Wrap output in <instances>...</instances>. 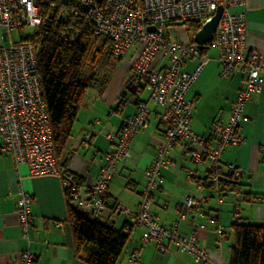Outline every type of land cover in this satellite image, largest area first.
I'll use <instances>...</instances> for the list:
<instances>
[{"label": "built area", "instance_id": "built-area-1", "mask_svg": "<svg viewBox=\"0 0 264 264\" xmlns=\"http://www.w3.org/2000/svg\"><path fill=\"white\" fill-rule=\"evenodd\" d=\"M46 1L0 0V151L10 154L17 167L28 166L32 176L61 178L82 213L99 219L108 207L110 181L118 174L119 165L132 156L133 136L149 126V103L152 102L161 109L158 117L165 143L144 170L145 182L138 188L142 197L139 210L133 212L120 203H115V210L133 217V222L125 224V231L135 226L147 228L142 237L144 243L154 241L164 249L165 243L173 242L181 252L192 255L193 264H208L209 254L198 244L195 234L180 235L173 226L161 223L151 212L150 203L153 191L159 188L162 170L170 167L167 156L171 148L177 145L182 154L190 155L196 163L210 161L208 178L220 189L222 153L227 146L244 141L239 128L245 103L264 85V55L258 51L245 53V13L231 12L232 8L243 6L246 0H75L69 13L76 16L80 11L86 12L95 24L96 34L112 41L114 55L123 58L129 49H135L132 75L150 91L149 101L140 102L133 115L124 117L117 132L106 135L113 142V148L105 154L106 162L100 168L99 177L86 194L81 193V183L67 174L56 155L38 74V50L31 41L24 40L41 24L39 6ZM219 6L224 10L212 44L219 50L220 73L227 76L239 70L244 85L232 103L230 116L215 118L206 136L193 130L194 109L188 98L191 87L210 60L200 48L206 45L173 40L167 27L183 22H196L201 27ZM61 16L65 17L66 13ZM15 30L19 31L17 41L11 36ZM190 59L197 61L193 71L184 69ZM164 60H167L165 64ZM85 139H90L87 132ZM227 168L236 174L235 166L230 164ZM200 204L199 199L189 196L178 207V213L185 218ZM15 211L22 237L29 244L32 197L25 191H21ZM138 258L137 250L131 253V262ZM34 261L35 254L28 247L22 250L16 264H33Z\"/></svg>", "mask_w": 264, "mask_h": 264}, {"label": "crops", "instance_id": "crops-1", "mask_svg": "<svg viewBox=\"0 0 264 264\" xmlns=\"http://www.w3.org/2000/svg\"><path fill=\"white\" fill-rule=\"evenodd\" d=\"M240 11L246 16L245 53L258 51L264 55V0H246L243 6L231 9L235 13ZM176 41L191 42V34L186 32ZM212 51L209 47L203 52L210 60L188 93L194 109L191 120L193 130L206 136L215 118L230 116L232 103L244 85V77L239 70L227 76L221 75L219 50ZM135 55L134 49L129 61L121 59L101 93L98 91L88 101L85 98L76 126L59 157L70 172L81 178L82 194H86L88 187L97 180L100 168L106 162L105 154L112 150L113 142L106 135L117 132L124 117L133 115L140 102L149 101L150 95L148 99L138 95L144 87L136 92L128 89L132 85L131 65ZM166 62L164 60L163 64ZM196 63V60H187L184 69L193 71ZM150 107L149 126L133 136L130 142L132 156L118 169L119 177L129 171L125 187L138 196V188L145 179L142 183V174L138 181L133 179L134 167L144 174L165 143L158 117L161 109L154 105ZM239 131L244 141L227 146L221 158L223 173L228 171L230 164L236 167L238 189L227 187L220 191L215 188L208 178L212 163L208 160L191 163L187 154L178 152L176 145L167 156L172 164L162 170L159 188L152 193L151 212L161 223L173 226L180 235L195 234L198 244L209 254L208 264L229 263L233 222L241 220L264 224V85L245 103ZM86 132L90 135L89 141L85 139ZM115 181L117 179L114 178L109 184L108 207L99 219L120 229L126 222H133V217L115 210V203H124L128 206L125 207L137 212L141 201L137 197L135 202H131L123 191L117 192ZM21 191L32 197L29 244L22 237L15 211ZM189 196L199 199L201 204L182 218L178 207ZM67 209L65 185L61 178L55 175L32 176L28 166L17 167L10 154L0 151V264H16L22 250L28 247L35 254L33 264H88L75 253ZM130 232L117 264H193L192 255L181 252L173 242L165 243L164 249L154 241L144 243L145 226H135ZM135 250L139 258L131 262V253ZM89 251L90 246L85 249V255Z\"/></svg>", "mask_w": 264, "mask_h": 264}, {"label": "trees", "instance_id": "trees-1", "mask_svg": "<svg viewBox=\"0 0 264 264\" xmlns=\"http://www.w3.org/2000/svg\"><path fill=\"white\" fill-rule=\"evenodd\" d=\"M74 2L47 0L40 4L42 22L24 38L38 50V74L58 158L71 136L87 92L93 88L101 93L122 59L113 54L109 38L96 34L95 24L86 12L80 11L76 16L69 13ZM62 13L66 16L62 17ZM176 25H186L191 42L195 43L194 35L200 29L198 23ZM211 44L200 48L206 52ZM131 84L136 85L137 91L144 87L136 82L134 76ZM62 163L67 174L81 183V178ZM219 185L220 191L227 187L236 190L239 186L232 170L225 173L219 171ZM65 191L67 218L72 228L76 255L88 264H117L131 234V230H124L127 222L118 229L109 222L91 219L73 203L70 188L66 187ZM231 228L233 243L228 264H264V224L236 220ZM89 246L90 251L85 255Z\"/></svg>", "mask_w": 264, "mask_h": 264}, {"label": "rangeland", "instance_id": "rangeland-1", "mask_svg": "<svg viewBox=\"0 0 264 264\" xmlns=\"http://www.w3.org/2000/svg\"><path fill=\"white\" fill-rule=\"evenodd\" d=\"M27 31H29V29L27 28L26 29ZM167 32L169 33V35L171 36V38L173 39V40H177L178 38H181V36H182V34H186V32H188L189 33V31L187 30V26L186 25H172V26H168L167 27ZM190 34V33H189ZM11 36H12V39H14V40H19V31L18 30H15V31H12L11 32ZM210 47V49H213V51H212V53L213 52H215L217 49L216 48H214V45L212 44V45H210L209 46ZM133 48H131V49H129L128 51H127V53L125 54V56L123 57V60H127V61H129L130 60V58H131V55L133 54ZM133 74V73H132ZM96 93H98V90H96V89H93V88H91V89H89V91L87 92V95H86V101H88V100H91L93 97H94V95L96 94ZM138 95H140L141 97H144V99H148L149 98V95H150V91L147 89V88H143L140 92H139V94ZM137 94H136V96H138ZM132 97L133 96H135V95H131ZM151 104H150V106H152V102H150ZM76 126V124L73 126V127H75ZM112 148H113V145H112ZM179 150H178V152H180V148H178ZM174 153V152H173ZM173 153H171L172 155H173ZM187 159L191 162V163H194L195 164V162L191 159V156L190 155H188L187 154ZM128 160H126V162H127ZM177 163L180 165V163H181V161L178 159L177 160ZM172 164V162H170V165ZM129 174V171H125L122 175V177L120 176L119 177V175H120V173L119 174H117V175H115L114 177H113V179L115 178V179H117V181H115L116 182V187H118V188H116L117 189V192H121V191H123L122 193L123 194H125V195H127V197H128V199L131 201V202H135L136 201V198L138 197V199H139V197H140V201H141V199H142V197H141V195H137L132 189H130V188H126L125 187V184H126V182H127V175ZM142 174V177H143V171L141 172V171H139V169L138 168H135L134 167V173H133V179H135L136 181H138V178H139V176ZM144 182V178H143V180H142V183ZM110 183H111V181H110ZM109 183V184H110ZM169 188H170V186H169ZM225 198H226V196H225ZM122 205H124V206H127V205H125L124 203H122ZM128 207V206H127ZM130 208V207H129ZM123 213V212H122ZM124 217H125V215L123 214L122 215V218L124 219Z\"/></svg>", "mask_w": 264, "mask_h": 264}, {"label": "water", "instance_id": "water-1", "mask_svg": "<svg viewBox=\"0 0 264 264\" xmlns=\"http://www.w3.org/2000/svg\"><path fill=\"white\" fill-rule=\"evenodd\" d=\"M223 10H224L223 6H219L216 13L202 24L200 29L194 35L195 43L199 45H208L209 43L212 42L220 18L223 14ZM151 30H154V28L151 27ZM128 89L132 92L137 91V87L135 84L129 85Z\"/></svg>", "mask_w": 264, "mask_h": 264}]
</instances>
